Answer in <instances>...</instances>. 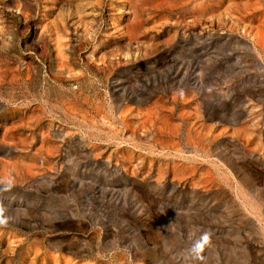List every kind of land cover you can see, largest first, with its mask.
<instances>
[{"label":"rangeland","instance_id":"rangeland-1","mask_svg":"<svg viewBox=\"0 0 264 264\" xmlns=\"http://www.w3.org/2000/svg\"><path fill=\"white\" fill-rule=\"evenodd\" d=\"M0 202V264H264V0H0Z\"/></svg>","mask_w":264,"mask_h":264},{"label":"clouds","instance_id":"clouds-1","mask_svg":"<svg viewBox=\"0 0 264 264\" xmlns=\"http://www.w3.org/2000/svg\"><path fill=\"white\" fill-rule=\"evenodd\" d=\"M11 189V185H7L3 190L9 191ZM7 206L0 202V227H6L9 224V221L12 217L6 215ZM198 230V229H197ZM195 235V233H192ZM212 243V234L209 231H203L200 236L194 240L191 244V247L187 250V254L185 255V260L188 264H196L201 257V253L205 250L206 246H210Z\"/></svg>","mask_w":264,"mask_h":264},{"label":"bare ground","instance_id":"bare-ground-1","mask_svg":"<svg viewBox=\"0 0 264 264\" xmlns=\"http://www.w3.org/2000/svg\"><path fill=\"white\" fill-rule=\"evenodd\" d=\"M59 54V53H58Z\"/></svg>","mask_w":264,"mask_h":264}]
</instances>
